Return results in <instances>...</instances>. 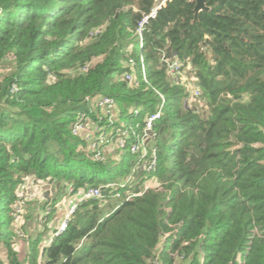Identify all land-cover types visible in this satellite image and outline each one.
Instances as JSON below:
<instances>
[{
  "label": "trees",
  "instance_id": "16d2710c",
  "mask_svg": "<svg viewBox=\"0 0 264 264\" xmlns=\"http://www.w3.org/2000/svg\"><path fill=\"white\" fill-rule=\"evenodd\" d=\"M156 1L0 0V263L4 253L9 264H264V0H206L197 16L195 0H169L141 42ZM163 51L195 79L200 108ZM141 54L149 85L137 71L131 85L121 74ZM156 89L165 102L148 178L159 188L127 199L142 182L103 187L50 245L38 249L41 232L20 256L13 215L23 177L76 189L113 181L131 154L95 159L73 124L93 114L97 95L115 98L122 117L140 108L133 118L142 120L161 103ZM49 214L35 219L43 230Z\"/></svg>",
  "mask_w": 264,
  "mask_h": 264
},
{
  "label": "built area",
  "instance_id": "2783aa9c",
  "mask_svg": "<svg viewBox=\"0 0 264 264\" xmlns=\"http://www.w3.org/2000/svg\"><path fill=\"white\" fill-rule=\"evenodd\" d=\"M169 0H157L150 13L144 16L137 29V34L140 36L142 42L143 27L147 23L148 19L155 17L158 10L165 6ZM168 53L163 51L160 54V61L168 64L169 71L173 74L181 73L184 64L182 61L174 56L173 58L167 55ZM10 58L12 56H9ZM126 70L121 74L122 78L131 85H138L139 78L135 76L136 71L139 72L142 77V81L149 85V80L146 71V60L141 54L138 59L129 57L125 62ZM89 65L86 64L80 68V71H88ZM186 81L185 88L189 92V102L194 107L200 108L201 102L199 100L200 90L195 83L193 77H183ZM11 92L17 90L16 84L11 86ZM158 96L161 98V103L152 113L144 115L142 120H135L133 117L140 112V108H129L128 115L132 116L127 124L120 127L116 126L114 121V115L118 113V104L112 96L108 95H97L88 98L91 105L90 115H84L77 119L72 127V133L81 136L86 143V148L91 155L97 160H106L109 156H113L111 152L119 154L117 159L122 158L123 154L130 153L133 158V173L130 175L124 184H117L114 181L108 182L107 184L88 186L84 188L76 189L70 184H66V189L63 197L55 204L56 210L59 209L61 218L58 222L53 224V232L48 238L45 247L51 244L53 239L61 234L68 226V222L79 207V205L86 199L89 198H102L103 187H109L115 189L119 186H132L142 182V189L134 191L133 189H126V198L129 199L135 195L143 194L146 190L154 189L150 187V174L155 170L158 164V146L157 137L159 132L156 128L157 121L162 117V109L165 102L164 94L156 89ZM134 119V120H133ZM114 127L108 135L110 128ZM149 175V176H148ZM48 182L53 183L52 187L47 190L45 194L46 198H53L54 190H60L61 184L56 183L53 179L40 180L36 179L33 175H25L22 182L19 184L17 190V199L14 203V215L15 221H17V238H23L24 233L20 230L22 228V217L24 215V206L29 201H34L39 195V188L46 185ZM134 182V183H133ZM159 188V185L157 186ZM57 192V191H56ZM117 194L115 197H119ZM46 202V201H45ZM55 225V226H54ZM17 246V244H16ZM43 246V247H44ZM0 264H9L2 262ZM37 264H47V260L44 256L38 259Z\"/></svg>",
  "mask_w": 264,
  "mask_h": 264
},
{
  "label": "rangeland",
  "instance_id": "374dc122",
  "mask_svg": "<svg viewBox=\"0 0 264 264\" xmlns=\"http://www.w3.org/2000/svg\"><path fill=\"white\" fill-rule=\"evenodd\" d=\"M135 47H136V50L139 51V42H137ZM12 66H13V63H12L11 60L10 61H5L3 63L2 68H1V79L7 73H9V71L12 68ZM148 68H149V64L147 63L146 64L147 73H148ZM174 75H176V77L177 76L178 77L179 76H181V77H184V76L185 77H190V74L187 73L185 70H182L181 73H176ZM149 80H150V78H149ZM150 83H151V81H150ZM128 111H129V109H128ZM129 120H130V118L128 117V114L125 117H122L120 115V108L118 107V113L116 112L115 115H114V121H116V126L115 127L117 128V127L123 126L124 124H127L129 122ZM112 131H114V127L109 129L108 135ZM128 155H129L128 153H125V154H123L122 158L124 156H125V158H127ZM117 156H119V154L114 153V155L112 157L109 156L107 158V160L111 159V160L117 162V160H118L116 158ZM133 158L134 157L131 155V157H129V162H127L125 164H122L121 167H120V170L118 169L119 171L115 172L116 174L114 175V177L112 179L115 183L124 184L125 181L128 179V177L130 175H135L133 173V161H132ZM157 179H158V177H156L155 175L151 176L150 182H149L151 188L154 187V189H157V186L159 185V182L157 181ZM52 184L53 183L48 182L46 185L41 186V188H39L38 197L34 201H29L24 206V210L25 211H24V215L22 217V219H23L22 228H20V230L24 233V236H23V238H18L19 242H18V244L16 246L20 256H23L24 255L23 253L27 250V248H26V250L24 251V247L25 246L28 247V245H29L28 237H33V239H36V237L39 236V233L42 232V237L40 239V242L38 243V249L41 250L42 247L44 246V244L47 243L48 238L51 236V234L53 232L54 227L51 226V222H54L56 224L58 222V219L61 218L60 211H59V209L56 210L57 207H56L55 204L63 197L67 185L65 184V185L61 186L59 191L57 189L54 190L53 195H52L53 198H46L45 194L47 193V190L52 187ZM114 199H116V198H111L110 199V203H108L109 205L107 206V208L108 207H109V209H113L114 208L115 203H117ZM29 213H31V215H32V218H31V219H33L32 221H30L29 218H27ZM47 213H50L49 215H51L50 218H49V219H51V222L48 223L49 224V229L43 230L42 226L40 225V223L38 221H36L37 220V215H39V214H47ZM13 216L15 218V215H13ZM29 221L31 223H33V225L27 226L28 225L27 223H29ZM14 227L15 228L17 227V221H15ZM25 240H26V242H25Z\"/></svg>",
  "mask_w": 264,
  "mask_h": 264
},
{
  "label": "water",
  "instance_id": "95a60500",
  "mask_svg": "<svg viewBox=\"0 0 264 264\" xmlns=\"http://www.w3.org/2000/svg\"><path fill=\"white\" fill-rule=\"evenodd\" d=\"M194 12L197 14L202 10H209L210 7L207 5L206 0H195Z\"/></svg>",
  "mask_w": 264,
  "mask_h": 264
},
{
  "label": "crops",
  "instance_id": "0c3cea01",
  "mask_svg": "<svg viewBox=\"0 0 264 264\" xmlns=\"http://www.w3.org/2000/svg\"><path fill=\"white\" fill-rule=\"evenodd\" d=\"M5 61H10V59H8V57H7ZM5 61H4V62H5ZM114 153H115L114 151L111 152L112 155H114ZM27 224H28V226L33 225V223H31L30 221H29V223H27ZM51 226H53L52 223H51ZM54 226H55V225H54ZM28 238H29V237H28ZM18 242H19V241L17 240V244H18ZM25 242H26V240H25ZM26 248H27V247L25 246V247H24V251L26 250ZM26 252H27V250H26L23 254L25 255ZM40 257H41V256H40ZM40 257H39V258H40ZM1 259H2V262H7V263H8V260H7V258H6V256H5L4 253H3V255H1Z\"/></svg>",
  "mask_w": 264,
  "mask_h": 264
}]
</instances>
